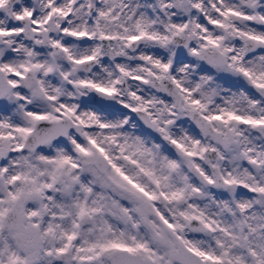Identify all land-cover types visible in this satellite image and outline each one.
<instances>
[{"label":"snow or ice","instance_id":"obj_1","mask_svg":"<svg viewBox=\"0 0 264 264\" xmlns=\"http://www.w3.org/2000/svg\"><path fill=\"white\" fill-rule=\"evenodd\" d=\"M0 264H264V0H0Z\"/></svg>","mask_w":264,"mask_h":264}]
</instances>
